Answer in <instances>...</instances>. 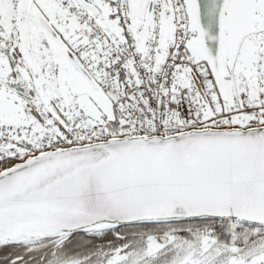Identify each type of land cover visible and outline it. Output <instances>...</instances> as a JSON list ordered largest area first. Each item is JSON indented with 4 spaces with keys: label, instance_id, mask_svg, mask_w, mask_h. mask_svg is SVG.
Wrapping results in <instances>:
<instances>
[{
    "label": "snow or ice",
    "instance_id": "6c2138e0",
    "mask_svg": "<svg viewBox=\"0 0 264 264\" xmlns=\"http://www.w3.org/2000/svg\"><path fill=\"white\" fill-rule=\"evenodd\" d=\"M0 264H264V0H0Z\"/></svg>",
    "mask_w": 264,
    "mask_h": 264
}]
</instances>
